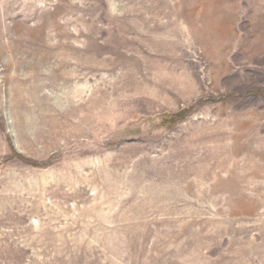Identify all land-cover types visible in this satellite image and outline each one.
Segmentation results:
<instances>
[{"label": "rangeland", "instance_id": "1", "mask_svg": "<svg viewBox=\"0 0 264 264\" xmlns=\"http://www.w3.org/2000/svg\"><path fill=\"white\" fill-rule=\"evenodd\" d=\"M0 264H264V0H0Z\"/></svg>", "mask_w": 264, "mask_h": 264}]
</instances>
